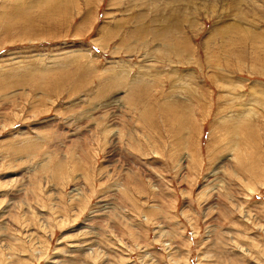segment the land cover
Masks as SVG:
<instances>
[{
	"label": "rangeland",
	"instance_id": "374dc122",
	"mask_svg": "<svg viewBox=\"0 0 264 264\" xmlns=\"http://www.w3.org/2000/svg\"><path fill=\"white\" fill-rule=\"evenodd\" d=\"M0 264H264V0H0Z\"/></svg>",
	"mask_w": 264,
	"mask_h": 264
},
{
	"label": "bare ground",
	"instance_id": "6f19581e",
	"mask_svg": "<svg viewBox=\"0 0 264 264\" xmlns=\"http://www.w3.org/2000/svg\"><path fill=\"white\" fill-rule=\"evenodd\" d=\"M202 6V5H201ZM252 9V8H251Z\"/></svg>",
	"mask_w": 264,
	"mask_h": 264
}]
</instances>
